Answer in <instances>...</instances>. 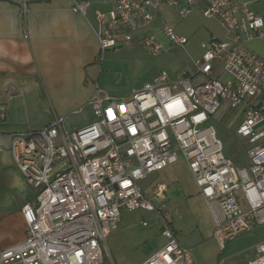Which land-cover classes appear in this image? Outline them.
<instances>
[{
  "label": "built area",
  "instance_id": "built-area-1",
  "mask_svg": "<svg viewBox=\"0 0 264 264\" xmlns=\"http://www.w3.org/2000/svg\"><path fill=\"white\" fill-rule=\"evenodd\" d=\"M181 1V19L197 9L225 32V40L201 44L194 65L203 82L185 75L169 82L162 71L126 99L96 87L71 113L88 107L94 119L88 125L67 130L64 118L53 117L42 129L10 135L14 165L26 185L40 193L37 205L22 207L25 237L0 251V264H100L122 210L153 212L159 221L165 243L143 264H192L191 249L179 244L164 210L166 185L154 184L150 196L139 185L176 164L179 154L209 210L212 239L221 249L264 225V58L242 47L264 43L263 18L235 0H115L106 15L95 13L99 54L136 40L159 54L161 44L149 34L156 13L161 5L178 7ZM89 5V0H73L72 11L85 16ZM158 29L174 46L188 43L167 24ZM216 65L225 79L214 73ZM223 109L240 112L236 135L248 147V169L232 164L206 125ZM6 113L0 106V120ZM247 264H264V240L251 248Z\"/></svg>",
  "mask_w": 264,
  "mask_h": 264
},
{
  "label": "crops",
  "instance_id": "crops-1",
  "mask_svg": "<svg viewBox=\"0 0 264 264\" xmlns=\"http://www.w3.org/2000/svg\"><path fill=\"white\" fill-rule=\"evenodd\" d=\"M72 1L0 0V106L7 110L6 117L0 120V251L24 239L26 226L21 209L33 199L31 188L24 182L8 151L10 135L42 129L53 117L64 118V127L67 130L81 128L91 122H83L80 125L71 123L67 126L65 121L87 110L93 118L88 107L77 115L71 113L87 103L96 87L101 88V77L106 67L98 61V57H103L105 53L99 54L95 13L106 15L115 0H89L90 5L85 16L72 11ZM204 4L205 2H201L200 6L203 7ZM183 6V1L178 7L161 5L156 13L154 28L149 34L156 37L158 27L167 24V7L174 10L176 16L181 19L179 12ZM251 8L264 20L263 7L254 3ZM186 18L187 16L183 20ZM176 30L182 32L180 27H176ZM24 35L28 38L25 39ZM215 36L212 39L219 40V35ZM125 47L135 54L140 48L150 56H157L164 49L161 45L159 54L153 55L140 43L133 45L132 42ZM193 66L196 69L194 64ZM214 73L220 74L218 65L214 66ZM182 75L193 77L188 71H182L171 82L177 81ZM226 112L225 109L219 111L218 118H223L225 114L222 113ZM236 114L239 123L240 112ZM179 161L166 168L167 183H163L167 187L164 209L167 212L169 203H180L183 200L188 213L193 216L196 214V207L203 206L206 209L207 206L187 165ZM154 183L156 182L151 181V187L148 185L144 190L149 196ZM174 186L178 187L181 193L175 191ZM168 214L171 218L175 216ZM174 233L179 244L185 248L191 249L195 243L201 247L206 243L194 242L192 239L180 237L176 231ZM258 234L261 237L259 241H263L264 229L259 230ZM161 239L162 243L138 264H143L163 247L165 241ZM259 241L248 248L247 257L251 256V248ZM195 262L193 259L192 264H196ZM211 264H215V260Z\"/></svg>",
  "mask_w": 264,
  "mask_h": 264
},
{
  "label": "rangeland",
  "instance_id": "rangeland-1",
  "mask_svg": "<svg viewBox=\"0 0 264 264\" xmlns=\"http://www.w3.org/2000/svg\"><path fill=\"white\" fill-rule=\"evenodd\" d=\"M235 1L246 3L250 8L255 3L258 4V7H263L264 10V1ZM167 25L171 27L176 36L186 38L188 43L185 46H174L159 31L155 33L156 38L164 49L157 56H150L140 48L137 54L131 53L125 46L117 48L115 51H106L103 57H98V61L101 64L104 63L106 67L101 77L100 90L113 97L123 99L141 90L146 83H152L162 71L167 73L169 82L173 81L176 75L182 71H188L193 75L197 72L193 64L200 59L203 52L201 44L209 42L216 37L215 35H219V40H225V32L219 23L214 19L204 18L197 10H192L183 20L176 16L174 10L167 7ZM176 27H180L182 32L177 31ZM134 44H138V41L133 42ZM242 47L250 49L264 58V43L255 41ZM217 76L221 80L225 79L224 75L219 73ZM192 80L193 83L203 82V78L196 74L193 75ZM222 115H224L223 118H218L217 114L214 115L206 125L214 129L224 155L232 164L237 168L248 169V147L236 135L238 114L226 112ZM93 120L90 111L87 110L76 117H69L65 124L67 126L71 123L80 125V123ZM179 158V162H183L180 154ZM151 181L167 183V169L151 174L141 181L139 183L141 189H147L148 185L151 187ZM174 189L181 193L178 187L174 186ZM31 193L33 199L30 203L37 205L36 196L39 195L40 190L31 188ZM180 199L182 200V197ZM166 211L175 215L172 216V227L180 237L192 239L194 242H206L201 247H198L196 243L191 246L192 258L196 264H211L214 260L215 264H220L222 261L223 264H247L248 248L259 241L261 237L258 232L264 229V225L258 226L252 233L240 235L235 240L225 243L220 249L216 243L211 241L213 240V224L207 207L206 209L203 206L196 207V214L191 216L182 200L180 203H169ZM143 222H145V226H142ZM161 238L160 224L153 212L122 210L117 229L106 241L100 264H138L162 243Z\"/></svg>",
  "mask_w": 264,
  "mask_h": 264
}]
</instances>
